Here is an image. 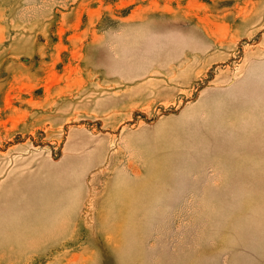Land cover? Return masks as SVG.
<instances>
[{"label":"rangeland","instance_id":"rangeland-1","mask_svg":"<svg viewBox=\"0 0 264 264\" xmlns=\"http://www.w3.org/2000/svg\"><path fill=\"white\" fill-rule=\"evenodd\" d=\"M0 264H264V0H0Z\"/></svg>","mask_w":264,"mask_h":264}]
</instances>
